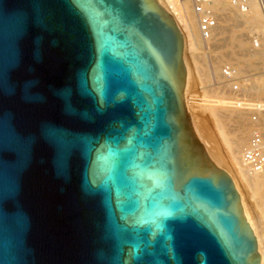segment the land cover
Returning <instances> with one entry per match:
<instances>
[{
  "label": "water",
  "instance_id": "water-1",
  "mask_svg": "<svg viewBox=\"0 0 264 264\" xmlns=\"http://www.w3.org/2000/svg\"><path fill=\"white\" fill-rule=\"evenodd\" d=\"M182 50L156 0H0V264H259Z\"/></svg>",
  "mask_w": 264,
  "mask_h": 264
},
{
  "label": "rangeland",
  "instance_id": "rangeland-1",
  "mask_svg": "<svg viewBox=\"0 0 264 264\" xmlns=\"http://www.w3.org/2000/svg\"><path fill=\"white\" fill-rule=\"evenodd\" d=\"M255 5L256 7L254 11L257 13V16L259 17H257V20H256L257 22L254 23V28L258 30L259 33H261L262 26H263V19H262L263 16H261L262 13L259 9L257 2H255ZM186 8L188 11V16L192 18L193 16H191L192 12L190 9L192 7H191L190 2L186 3ZM235 11L240 16L239 20L244 21L243 16H246L247 13H241L237 10ZM223 22L224 20L219 21V26H220L219 28H221V30L220 29L219 30L221 32L223 31V33H220V31L218 30L217 36H215L212 39V41H209L207 45H205L206 43L199 44L196 50H192L194 49V42L191 36L187 35L186 37L187 51L185 52L186 57L184 56L186 62L188 63V66H190V70L192 73L191 74L192 75V86H191V93H190V95L192 96V99L194 100L195 99L196 100L205 99L206 101H224V102L230 101V102H238L240 104V106L237 107L234 104L233 105H226V104L223 105V104L207 103L210 105V107H207L205 106L206 104H204V105L198 106V108H197V105L196 106L192 105L193 108L196 110V112L193 113L194 124L197 127H200V129H202L207 135L210 136V139H208V142H207V146L210 147L211 150L213 151L214 149H217L216 142H214V137L217 135V132H216L217 130H216L215 119L211 118L208 112L209 111L208 109H210L211 107L214 108V109L212 108L211 109L212 111L215 112L216 117H219L218 122L222 127L223 134L227 138L230 139V140L228 139L229 141H232L235 138L236 132L234 131L233 128L238 123L244 126V128L246 129V132H249L248 134H246L247 135L246 140H245L246 142H244V145L242 146L243 148L246 145L247 141L249 140L252 132L255 130L260 132L264 138V112L260 111L259 109V105L264 104V91L263 92L261 91V89L264 90V87H263L264 86V60L259 58L257 52H255V51H258V49L260 48L261 42L260 40H258V44H257L258 46L256 47L254 45L255 40H252L253 38H249V36L251 35V33L249 32L251 28L247 26V24L239 28L238 26H235L237 29L236 30L234 25L229 26L228 23H225V22L223 23ZM258 22H259V25H258ZM225 26L230 27V29L226 28ZM231 27H234V29ZM185 29L187 30L186 27ZM226 29H228L229 31L226 32ZM242 33L246 34V37L248 39H246L239 47H237L236 46L237 44L234 38L237 35H240ZM219 39H221L222 42ZM248 54L249 55L251 54V55L248 56ZM246 55L249 58H247ZM259 60L261 61V63ZM213 61L216 62L214 63V68L212 67ZM227 64L234 66V68L237 71V75H238L237 77L239 78L238 80L239 92L236 94L231 92L230 87L228 86L227 83H225V80L221 76V68ZM259 93L260 94L262 93V95H260ZM190 102L196 103V104L201 103L199 101H193V100H191ZM184 108L188 116V122L190 125V129L192 130L195 136L194 127L190 121L188 109L186 107ZM253 116L256 117V121H252ZM240 119L242 122L240 121ZM232 131H234V134ZM225 132H227L228 134ZM216 138L218 137L216 136ZM241 152H240V156H241ZM216 159L224 167H227V162H226L227 160L225 157V147L224 146H221L220 154L216 157ZM259 185L260 186H257L256 189H254V197L250 195L249 191L247 190L245 191L247 206L253 218L256 219V221L258 220L260 221V219H262L259 211H264V205H263L264 204V198H263L264 197V184H259Z\"/></svg>",
  "mask_w": 264,
  "mask_h": 264
},
{
  "label": "bare ground",
  "instance_id": "bare-ground-1",
  "mask_svg": "<svg viewBox=\"0 0 264 264\" xmlns=\"http://www.w3.org/2000/svg\"><path fill=\"white\" fill-rule=\"evenodd\" d=\"M156 1L159 3V5L162 7V9L173 19L174 24L176 25V27L178 28V30L182 36V40H183L182 61H183V65H184V78H183V87H182V103H183V106L188 109L190 121L193 124L195 136L197 137V139L194 136L193 132H192V134H193L194 138L197 140V142L200 144V146L202 147L203 154L211 162V164L215 167H219L232 180L234 188L238 194V205L240 207V210L242 212L244 220L248 224L252 234L254 235V237L256 239L257 254L259 256V264H264V211H259L262 219L259 218L260 221L259 220H258L259 222L256 221V219L253 218V216H252V214H251V212L247 206L246 194H245V191L247 190V191H249L250 195H252L254 197V189H256L257 186H260L259 184H264V173L253 175V176L248 175V173L246 172L245 168L242 165L241 156H240V152L243 148L242 146L244 145V142H246L245 141L246 136H247L246 134H248L249 132H246V129L244 128V126L241 125L240 123H238L233 128L234 131L236 132L235 138L232 141H229L230 139L227 138L223 134L222 127L218 122L219 117H216L215 112L212 111V109H214V108L211 107L212 109L211 108L208 109L209 110L208 112H209L210 117L215 119L216 130H217L216 131L217 135L216 134L215 135L218 137V138H216V136L214 137V142H216L217 149H214V151H213V150H211L210 147L207 146V142H208V139H210V136L207 135L202 129H200V127H197L193 121V113L196 112V110L193 108V106L197 105V108H198V106L206 104L205 106L210 107V105L207 103H210V104L215 103V104H223V105L224 104H226V105H233L234 104L238 107V106H240V104L238 102H230V101L224 102V101H206L205 99H203V100L192 99V96L190 95L191 86H192V75H191L192 73L190 70V66H188V63L185 60V57H186L185 52L187 51L186 37H187V35H190L191 38L193 39L194 49H192V50H196V48L198 47L199 44L206 43L205 45H207L208 42H205L200 37V34L198 32L197 17L193 13L192 8H190V9L192 12L191 16H193V17L190 18L188 16V11L186 8V3L189 2L188 0H156ZM255 2H257V0H248V6L249 7H248L247 11L244 12V13H247L246 16H243L244 21L239 20L240 16L236 13V11H235L236 9L234 7H232L231 5L217 4L214 6V10L217 12V14H219L221 16L220 20H224V22L228 23L229 26L234 25V27L238 26V28H239V27L245 26L247 24V26H249L251 28L249 31L251 33L249 38H253L252 40H255L257 42V44H258V40H260V42H261L260 48L258 49V51H255V52H257L259 58L264 60V21H263V26H262V32L259 33L258 30H256L254 28V23L257 22L256 21L257 17H259V16H257V13L254 11V9L256 7ZM257 4H258V2H257ZM262 19H263V17H262ZM260 21H262V20H260ZM258 25H259V22H258ZM256 26H257V24H256ZM185 27L187 28V30L185 29ZM219 27H218V30L219 29L221 30V28H219ZM234 27H231V28L234 29ZM226 28L230 29V27H226ZM235 29H236V27H235ZM228 31L229 30L226 29V32H228ZM247 32H248V30H247ZM247 32H245V33H247ZM220 33H223V31L222 32L220 31ZM218 34H219V32H218ZM215 36H217V33ZM246 39H248V38L246 37V34H244V33L237 35L234 38V40L237 44L236 46L239 47ZM219 40H221V39H219ZM221 42H222V40H221ZM249 53H250V51H249ZM252 53H253V51H252ZM250 55L248 54V56H250ZM248 56H247V58H249ZM252 56H253V54H252ZM214 63H216V62L215 61L212 62L213 68H214ZM260 63H261V61H260ZM213 71H214V69H213ZM261 91L263 92L264 90L261 89ZM257 93H258V91H257ZM260 95H262V93ZM191 100L199 101L201 103H197V104L192 103V102H190ZM259 109H260V111L264 112V104L259 105ZM186 116H187V114H186ZM237 118H238V116H237ZM241 119H240V121H241ZM235 122H236V120H235ZM234 131H232L233 134H234ZM255 131H257V130H255ZM255 131H253V132H255ZM225 133H227V132H225ZM230 134H232V133H230ZM202 144H203L204 148H203ZM221 146L225 147V157L227 160L226 161L227 167H224L216 159V157L220 154Z\"/></svg>",
  "mask_w": 264,
  "mask_h": 264
},
{
  "label": "built area",
  "instance_id": "built-area-1",
  "mask_svg": "<svg viewBox=\"0 0 264 264\" xmlns=\"http://www.w3.org/2000/svg\"><path fill=\"white\" fill-rule=\"evenodd\" d=\"M193 13L197 17L198 32L205 42H209L216 35L219 27L220 15L214 10L217 4H228L237 11L244 13L248 9V0H188ZM264 21V0H257ZM257 47V42L254 41ZM221 76L228 84L232 93L239 92L237 71L232 65H225L221 68ZM256 121V117H252ZM241 162L248 175L264 173V138L255 131L241 152Z\"/></svg>",
  "mask_w": 264,
  "mask_h": 264
}]
</instances>
